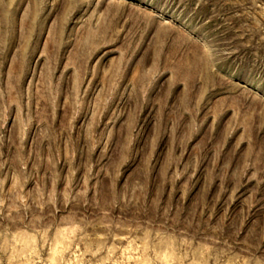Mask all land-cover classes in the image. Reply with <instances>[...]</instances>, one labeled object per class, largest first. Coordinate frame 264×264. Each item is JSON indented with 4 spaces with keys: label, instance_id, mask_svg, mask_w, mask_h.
<instances>
[{
    "label": "rangeland",
    "instance_id": "rangeland-1",
    "mask_svg": "<svg viewBox=\"0 0 264 264\" xmlns=\"http://www.w3.org/2000/svg\"><path fill=\"white\" fill-rule=\"evenodd\" d=\"M0 264H264V0H0Z\"/></svg>",
    "mask_w": 264,
    "mask_h": 264
}]
</instances>
